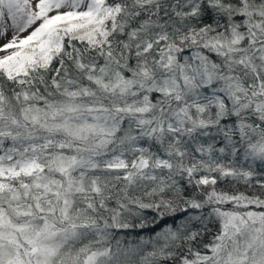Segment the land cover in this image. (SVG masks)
<instances>
[{
  "label": "snow or ice",
  "instance_id": "snow-or-ice-1",
  "mask_svg": "<svg viewBox=\"0 0 264 264\" xmlns=\"http://www.w3.org/2000/svg\"><path fill=\"white\" fill-rule=\"evenodd\" d=\"M0 264H264V0H0Z\"/></svg>",
  "mask_w": 264,
  "mask_h": 264
}]
</instances>
